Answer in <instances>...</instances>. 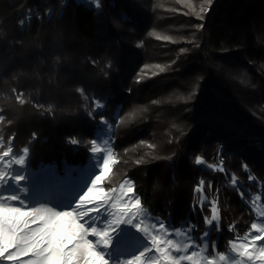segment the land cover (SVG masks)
<instances>
[{
    "label": "trees",
    "instance_id": "16d2710c",
    "mask_svg": "<svg viewBox=\"0 0 264 264\" xmlns=\"http://www.w3.org/2000/svg\"><path fill=\"white\" fill-rule=\"evenodd\" d=\"M198 1L0 0V146L29 155L18 187L35 198L40 173L80 181L107 136L111 183L130 181L145 215L186 239L193 224L199 246L212 213L194 190L220 184L208 255L235 258L253 197L264 207V0H213L194 19ZM219 145L223 172L196 165Z\"/></svg>",
    "mask_w": 264,
    "mask_h": 264
},
{
    "label": "snow or ice",
    "instance_id": "6c2138e0",
    "mask_svg": "<svg viewBox=\"0 0 264 264\" xmlns=\"http://www.w3.org/2000/svg\"><path fill=\"white\" fill-rule=\"evenodd\" d=\"M206 2L211 5L213 0ZM100 107L95 109L94 116L100 111ZM99 119L107 124L111 131L113 126L107 119L103 115ZM91 141L90 152L98 160L100 174L91 179V186L79 195L78 200L69 204L71 210H57L55 205L49 206V201L34 203L23 186H20L17 192L4 191L3 186L7 182L14 181L20 185L25 179L23 175H13L12 169L24 166L29 155L18 153L14 147L0 152V260L13 264H162V260L166 264H181L187 260L198 264L193 260L198 254L195 249L199 246L192 238L195 226L187 230V241L178 242L170 237L179 234L180 229L171 228L161 220L153 221L147 217L138 196L133 195L127 203L122 202V197L112 196L111 199L116 203L109 204L110 193L98 185L104 176L101 173H107L110 166L116 163L112 149L108 147L111 141ZM72 143L76 144V141ZM105 151L106 155H98ZM196 164H201L198 157ZM127 183L128 187L122 193L123 196L133 192L131 182ZM203 183L201 180L200 185ZM111 191L115 192V189ZM9 202H14L15 206ZM86 205L91 206L86 208ZM89 208L95 210L88 212ZM216 212L213 204L212 218H205L207 225L212 226L217 220ZM137 214L141 219H135ZM145 220L150 221V232L142 230L144 227H141V224ZM128 226H133L149 243L131 257L118 256L116 251L128 243ZM157 227L163 230L165 237L156 233ZM250 227L255 231L247 233L242 239L237 237L228 241L235 258L220 253L221 261L226 264H264V243H261L264 242V226L253 222ZM229 230L231 231V228ZM208 235L206 230L200 238L205 248L209 246ZM237 240L241 242L238 243ZM215 246L213 242L212 247ZM189 251L190 255L183 254ZM21 257L29 258L22 260ZM208 264H214V259H210Z\"/></svg>",
    "mask_w": 264,
    "mask_h": 264
},
{
    "label": "rangeland",
    "instance_id": "374dc122",
    "mask_svg": "<svg viewBox=\"0 0 264 264\" xmlns=\"http://www.w3.org/2000/svg\"><path fill=\"white\" fill-rule=\"evenodd\" d=\"M77 1H81V2L86 3L87 5H91V6H95V7H98V3H99V0H77ZM143 6H144V10H146L145 5H143ZM208 7H209V4L206 2V0H202V1L199 0L197 2V4L195 5V8L193 9V13L191 16L194 19H199L201 13L204 14L205 12H207ZM65 28H66V24L60 25L59 28L57 27V29L59 31H62V32H63V30H65ZM262 31H264V30H262ZM233 70L235 71V69H225V72L232 73ZM219 73L221 74V71H219ZM232 74H234V73H232ZM117 121H119L118 117H116V122ZM105 139H107V136H101L100 135L99 137H97L95 139V141L102 143L103 140H105ZM91 143H89L90 147H91ZM221 148H222V145H219L215 148L214 154L210 159V163L207 164L204 160L200 159L201 164H199V165H202V167H205V166L213 167L214 163H218V161H220L222 159L221 158ZM90 151H91V149H89V153H88L89 158L87 161V165L84 168V172L82 173L83 176H81L80 181H76V180L74 181L73 180V181L69 182V181L64 180V181L60 182V180L58 181V179H56L55 181H52V183H51V177H49V174L40 173L38 176L39 180L46 178V180H48V182L46 183V185H42L41 189L39 190V193H37L35 198L33 197V193L28 194L29 198L32 199L34 201V203L39 202V201H49L50 202L49 206L55 205L57 207V210H71L69 204L74 200H78L79 195H82L85 191H87V188L91 186V184H90L91 179L95 178L96 175L100 174L99 168L97 167L98 160L96 157H94L91 154ZM0 152H3L1 146H0ZM106 154H107V152L105 151L104 153H101L98 155L103 156ZM113 157L117 163V157L114 155H113ZM100 163L102 164V159H101ZM116 163L110 166V169L107 173H105V174L101 173V175H104V176L98 185V187L103 188L106 192L110 193L109 204L116 203L115 200L111 199L112 196L122 197V202H125V203L129 202L130 197L133 196L132 193H129L128 196L122 195V193L124 191H126V189L128 187V183H127V182H129L128 180H119V181L111 183V180L109 179V177H110L111 173H113V170H114L113 167L116 166ZM195 163H196V161H195ZM18 168L19 167L17 166V167H14L12 169L13 175L25 176L24 173H22V171H20ZM219 172H220V168H219ZM234 181L236 182L235 179H234ZM211 186H213L212 183H211ZM220 188H221V185L217 184L214 192H212V193L208 192L207 193V192H205L204 183H203V185H200V183H199V185L194 190V196L196 198V202L197 201L199 202L200 207L201 206L202 207L207 206L208 204L211 203L212 200H214V198L216 196H218V191ZM112 189H115V192H112L111 191ZM197 189H199V190H197ZM3 190L7 191V192H17L19 190V187L14 181H9L6 183L5 186H3ZM252 202H254L255 206L257 205L260 209V210H258L259 212H257V217L259 218V221H257L256 223L261 225V226H264V207L260 203V198L254 196ZM9 203H11L13 206H15L14 202H9ZM90 206L91 205H86L85 207L87 208ZM255 206L251 205V208L256 211ZM215 207L217 209V212H216L217 220L214 221L212 226L219 224L220 205L219 204L215 205ZM141 208H142V206H141ZM53 210H55V209H53ZM94 210L95 209H91V208L87 209L88 212H92ZM142 210H143V208H142ZM210 211L212 213V210H210ZM211 218H212V214H211L210 219ZM135 219H141V216L139 214H137ZM206 226L207 227H206L205 231L207 230L208 232H210L212 226H209L207 224H206ZM141 227H144L142 229L143 231H149L150 232V229H148V227H150V221L145 220L144 223L141 224ZM191 227H193V224H190L189 228H191ZM179 229H180L179 234H177L175 236H171L170 238L177 240L178 242L187 241L188 239H186L187 238L186 235L181 231L182 228H179ZM231 229L233 230V227ZM155 231L157 234L161 235V237L166 236V234L163 232V230H160L158 227ZM254 231L255 230H252V232H254ZM235 232L236 231H234V233ZM204 233L205 232H203V235H204ZM126 235L128 237V243L126 244L125 247L118 249L116 251L115 254L118 256L131 257V256L137 254L143 248H145L147 246V244L149 243L141 233H139L138 231L135 230V228L133 226H128V228L126 230ZM235 235L237 236L238 234L235 233ZM207 241L209 242V235L207 237ZM242 242H247V240H244ZM261 243H264V242H261ZM208 249H209V246L207 248H205L203 243L200 241V246H198V248L195 249L198 254H197V256L193 257V260L197 261L198 264H208V261L210 260L209 255H208ZM183 254L190 255V252L183 253ZM28 258L29 257H21L22 260L28 259ZM220 261H221L220 256L215 254L214 264L220 263ZM0 264H13V262H10L7 260H0ZM162 264H166V262H164L162 260ZM181 264H192V261H187V260L182 261ZM246 264H250V262H246ZM258 264H259V262H258Z\"/></svg>",
    "mask_w": 264,
    "mask_h": 264
},
{
    "label": "built area",
    "instance_id": "2783aa9c",
    "mask_svg": "<svg viewBox=\"0 0 264 264\" xmlns=\"http://www.w3.org/2000/svg\"><path fill=\"white\" fill-rule=\"evenodd\" d=\"M221 158H222V157H221ZM213 160H214V159H213ZM214 161H215V160H214ZM217 161H218V160H217ZM214 165H216L218 168H220V172H222L221 169H223V166H224V160H223V158H222L220 161H218V163H214ZM213 204H215V205H218V204H219V202H218V196H216V197L214 198V200H212L211 203L207 205V208H208L209 210H212V205H213Z\"/></svg>",
    "mask_w": 264,
    "mask_h": 264
}]
</instances>
